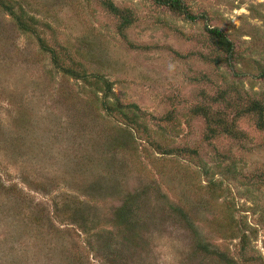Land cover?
Listing matches in <instances>:
<instances>
[{"label": "rangeland", "instance_id": "rangeland-1", "mask_svg": "<svg viewBox=\"0 0 264 264\" xmlns=\"http://www.w3.org/2000/svg\"><path fill=\"white\" fill-rule=\"evenodd\" d=\"M7 1L88 79L55 71L0 9V264H218L203 245L264 264V132L236 118L251 100L264 103V0H182L207 15L197 23L153 0ZM102 1L134 20L124 37ZM206 26L234 43L239 77L203 60L215 56ZM230 85L241 102L209 101ZM103 103L127 115L136 107L142 128ZM196 105L235 121L242 140L207 141ZM121 207L131 226L119 225Z\"/></svg>", "mask_w": 264, "mask_h": 264}, {"label": "trees", "instance_id": "trees-1", "mask_svg": "<svg viewBox=\"0 0 264 264\" xmlns=\"http://www.w3.org/2000/svg\"><path fill=\"white\" fill-rule=\"evenodd\" d=\"M153 2L157 7L168 11L171 15L179 17L190 23L205 22L207 20L206 14H193L190 8L182 0H153ZM102 7L109 15L118 21L117 31L121 37H124L126 30L134 23V20L129 17V12L115 7L109 1H102ZM0 9L12 20L19 32L24 35L36 37L41 51L49 55L51 66L55 71L69 79L84 82L87 81V71L82 65L74 62V60H72L68 55L61 56L60 53L56 51L58 47H48L45 41L38 36L37 27L39 26V23L36 19L28 16V14L21 7L15 9L11 1L0 0ZM204 32L206 38L205 44L212 52L215 53V56H213L212 59L204 58L203 60H208V62L213 64L217 69L225 68L233 74V77H239L238 74H236V68L239 62L242 61V57L239 55L234 43L223 31L216 27L212 28L206 26L204 28ZM259 71V78L264 80V66L259 67ZM93 78L95 79L94 85H104L105 89L103 93L105 100H107L110 96H113L110 89L111 86L103 79V77L93 75ZM99 90L101 89L99 88ZM233 97L236 98L234 102ZM241 100L242 96L234 85H230L224 91H220L216 97H210L209 99L212 104L224 103L226 108H231L233 104L236 105V102H241ZM103 104V109L111 116L115 113L119 114L124 118L127 125H135L142 128L140 125L142 115L138 113L136 107H128V110L134 109V112L131 113V115H127V111L119 109L118 106H110L109 103ZM191 112L193 115L203 119L206 125L205 138L207 141H210L221 134L234 139V141L242 140L244 134L239 133L240 131L237 129L236 122L231 121L230 123H227L225 116L221 113H213L209 107L204 105H196L192 108ZM248 116L254 118L256 129L260 132H264V103L258 100H251L244 109L240 110V112L236 115V118H245ZM129 212L130 210L127 207L126 209L125 207H121L118 210L117 219L119 220V225H130L131 217L128 215ZM239 245L240 252L242 254L247 248L244 233H242L239 238ZM200 253L206 255L207 257L215 256L216 258H220V262L218 264H236L234 261H227L229 259L225 255L221 256V253L216 254L210 251L209 247L205 245L201 248Z\"/></svg>", "mask_w": 264, "mask_h": 264}]
</instances>
